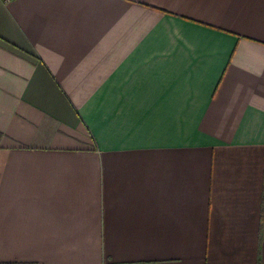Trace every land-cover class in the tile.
Returning a JSON list of instances; mask_svg holds the SVG:
<instances>
[{"label": "crops", "instance_id": "crops-1", "mask_svg": "<svg viewBox=\"0 0 264 264\" xmlns=\"http://www.w3.org/2000/svg\"><path fill=\"white\" fill-rule=\"evenodd\" d=\"M0 264H264V0H0Z\"/></svg>", "mask_w": 264, "mask_h": 264}, {"label": "built area", "instance_id": "built-area-1", "mask_svg": "<svg viewBox=\"0 0 264 264\" xmlns=\"http://www.w3.org/2000/svg\"><path fill=\"white\" fill-rule=\"evenodd\" d=\"M7 2L10 1V0H6Z\"/></svg>", "mask_w": 264, "mask_h": 264}]
</instances>
